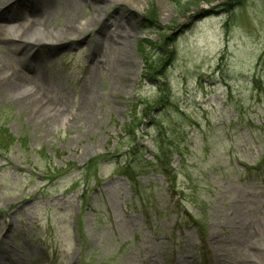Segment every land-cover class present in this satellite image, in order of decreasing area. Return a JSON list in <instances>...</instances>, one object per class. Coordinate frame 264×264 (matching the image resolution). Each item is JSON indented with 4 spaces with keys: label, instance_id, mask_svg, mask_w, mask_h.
Here are the masks:
<instances>
[{
    "label": "rangeland",
    "instance_id": "rangeland-1",
    "mask_svg": "<svg viewBox=\"0 0 264 264\" xmlns=\"http://www.w3.org/2000/svg\"><path fill=\"white\" fill-rule=\"evenodd\" d=\"M38 1L81 25L0 44L66 106L0 97V264H264V0Z\"/></svg>",
    "mask_w": 264,
    "mask_h": 264
},
{
    "label": "bare ground",
    "instance_id": "bare-ground-1",
    "mask_svg": "<svg viewBox=\"0 0 264 264\" xmlns=\"http://www.w3.org/2000/svg\"><path fill=\"white\" fill-rule=\"evenodd\" d=\"M22 1L23 0H13L8 4L5 0H0V9H4V11L0 13V22L6 23V25H0V44L4 45V43H11L10 45L8 44L5 46L9 48V52L11 54L18 52L21 47L37 52L40 45L42 46V44L50 41L47 40L49 39L47 37L41 38V34L38 35L40 38H32L30 35L36 29H39V32L43 31L46 33L53 28L54 32L58 30L60 34H71L74 32L75 27H79L81 25L79 21L76 20L77 22L74 21L75 23L72 21L74 25L72 23H67L65 26L62 25V27L59 28L55 27V19L58 12L52 9L51 4L43 3L42 5V1L30 0L28 2H23L24 9L22 10L21 8L20 10L16 8V5ZM67 8L70 9V7ZM69 13L70 12L64 11V16L68 17ZM25 15L29 16V19L32 18L31 21L18 23V27H16L17 25L15 27H11L15 28L14 32L18 34L17 39L21 41L20 44L14 45L13 42L15 39L11 38L10 34H7L6 32L7 23L11 24L12 22L18 21ZM3 45H0V47ZM7 66L5 58L0 56V97L3 95H10L15 92H22L23 96L17 97L15 105L21 110L31 111L30 116L32 119H37L38 125L54 122V118L61 117L66 110V106L64 104L57 106L54 103H50V100L45 99L43 89L36 84L35 81H31L32 79L29 80L16 70L12 71L7 69ZM29 86L31 88H28ZM261 257V255H253L252 257L248 255L246 256L244 252L239 263H260Z\"/></svg>",
    "mask_w": 264,
    "mask_h": 264
},
{
    "label": "trees",
    "instance_id": "trees-1",
    "mask_svg": "<svg viewBox=\"0 0 264 264\" xmlns=\"http://www.w3.org/2000/svg\"><path fill=\"white\" fill-rule=\"evenodd\" d=\"M148 18L147 19H144V21L146 22H151V17H153V15L149 12L148 13ZM147 17V16H146ZM150 25L152 23H149ZM162 152V149L160 148V153ZM155 160H156V163H154V165H151L149 164L148 166L149 167H152L153 170H155L156 172H159V173H164V172H167L166 169H167V165H164L163 161H162V157L160 155H156L155 156Z\"/></svg>",
    "mask_w": 264,
    "mask_h": 264
}]
</instances>
